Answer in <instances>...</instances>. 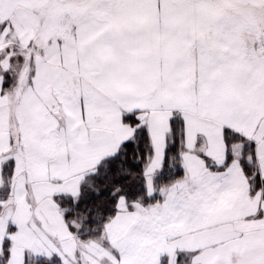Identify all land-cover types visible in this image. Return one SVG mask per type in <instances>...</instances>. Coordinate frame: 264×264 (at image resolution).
Listing matches in <instances>:
<instances>
[{
	"label": "snow or ice",
	"instance_id": "obj_1",
	"mask_svg": "<svg viewBox=\"0 0 264 264\" xmlns=\"http://www.w3.org/2000/svg\"><path fill=\"white\" fill-rule=\"evenodd\" d=\"M0 264H264V0H0Z\"/></svg>",
	"mask_w": 264,
	"mask_h": 264
}]
</instances>
